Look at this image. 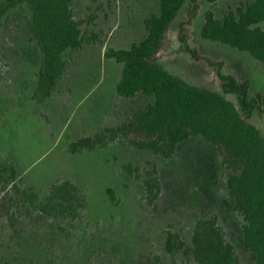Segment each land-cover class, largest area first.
Returning a JSON list of instances; mask_svg holds the SVG:
<instances>
[{
    "label": "rangeland",
    "instance_id": "1",
    "mask_svg": "<svg viewBox=\"0 0 264 264\" xmlns=\"http://www.w3.org/2000/svg\"><path fill=\"white\" fill-rule=\"evenodd\" d=\"M253 0H201L202 12L189 28L195 59L179 51L178 21L168 32L159 53L165 67L189 83L220 89L218 72L249 80L252 92L264 94V64L230 46L203 41L200 30L210 9L222 20ZM160 0H73L75 19L84 34L98 41L75 51L64 79L52 97L33 100L41 54L26 25L16 17L0 30V156L20 175L22 189H42L59 181L75 183L86 198L83 220H45L15 207L14 226L0 218V264H193L183 254L165 250L167 232L191 245L195 223L208 214L218 217L240 264H256L245 247L244 220L228 212V176L223 153L204 137L179 145L165 159L118 142L105 148L70 155L68 146L116 128L149 102L122 99L116 86L122 65L107 59L113 48L128 50L144 41L145 20L160 14ZM264 30V23L259 25ZM264 139V114L251 120ZM147 162L159 170L162 193L154 206L145 187ZM135 170L129 175L126 166ZM137 169H141L137 171ZM112 189L115 199L108 190Z\"/></svg>",
    "mask_w": 264,
    "mask_h": 264
},
{
    "label": "trees",
    "instance_id": "2",
    "mask_svg": "<svg viewBox=\"0 0 264 264\" xmlns=\"http://www.w3.org/2000/svg\"><path fill=\"white\" fill-rule=\"evenodd\" d=\"M160 4V14L144 22L148 32L144 41L128 50L111 48L105 54L107 59L122 65L117 95L153 102L116 128L72 142L67 152L76 155L118 142L171 159L180 144L192 137H204L220 148L222 165L233 171L228 176L229 199L224 205L228 212L242 215L245 247L256 264H264V139L251 123L254 116L264 114V94L253 93L249 80L239 81L220 71L219 90L193 85L169 71L159 53L170 27L186 8L187 18L178 21L179 51L199 58L190 42L189 28L200 16L202 4L201 0H160ZM12 17L26 25L40 51L41 67L33 100L41 103L57 91L74 52L95 44L98 36L83 33L75 19L73 0H0V30ZM203 17L201 40L230 46L264 64V30L259 26L264 23V0H253L222 20L210 9ZM125 168L129 175L135 174L129 165ZM142 171L147 175L145 187L152 195L147 204L154 206L162 193L159 170L147 162ZM19 180L17 168L0 156V218L14 226L16 213L12 210L17 207L32 210L45 220H83L86 198L75 183L66 180L42 189H22ZM108 194L115 199L114 190L109 189ZM165 250L172 256L183 254L193 264H240L234 246L227 241L213 214L195 223L191 245L179 234L168 231Z\"/></svg>",
    "mask_w": 264,
    "mask_h": 264
}]
</instances>
